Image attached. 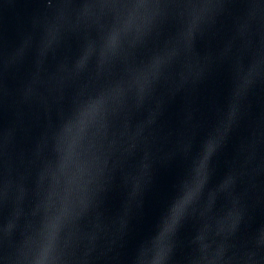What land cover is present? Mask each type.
Masks as SVG:
<instances>
[{
    "label": "clouds",
    "instance_id": "clouds-1",
    "mask_svg": "<svg viewBox=\"0 0 264 264\" xmlns=\"http://www.w3.org/2000/svg\"><path fill=\"white\" fill-rule=\"evenodd\" d=\"M209 40L216 49L202 53ZM29 53L13 102L38 131L18 150L21 129L0 130V264H264V220L249 211L264 200V107L253 113L250 103L264 92V0H45L0 62L16 66ZM223 65L227 93L212 119L193 122L187 110L165 131L167 100L190 96ZM177 156L169 197L127 250L156 166Z\"/></svg>",
    "mask_w": 264,
    "mask_h": 264
},
{
    "label": "water",
    "instance_id": "water-1",
    "mask_svg": "<svg viewBox=\"0 0 264 264\" xmlns=\"http://www.w3.org/2000/svg\"><path fill=\"white\" fill-rule=\"evenodd\" d=\"M45 0H0V58L10 53L19 42L21 35L29 28L31 18L34 13L39 11ZM217 40H209L198 47L203 53L209 47L216 49ZM31 53L25 58L22 64L5 68L0 62V130L16 124L21 130L17 135V149L26 147L27 135L38 131L37 117L24 108H18L13 100L16 91L24 78L31 70ZM52 61H49V67ZM228 73L226 65L221 66L216 72L210 75L197 90L190 96L183 91L169 98L165 104V114L163 122L164 130H175L180 126L181 121L187 115V110L192 111L193 122L199 121L202 125L210 121L213 116V106L222 105L227 93ZM251 110L253 113L264 107V92L250 97ZM43 119L42 114L39 117ZM31 125L30 131L26 134L22 129ZM204 132L203 127L196 129L193 150L198 146L199 140ZM242 127L230 134L229 141L222 149L220 155L215 159V175L210 181V186L215 184L219 177L227 170V164L231 160L239 139L245 135ZM183 169V160L177 156L168 163L158 164L153 174V180L146 190L142 206L136 210L129 224V234L126 238L125 248L131 250L137 239L143 235L152 225L156 216L166 199L169 197L172 186L177 175ZM258 186L264 194V175L257 177ZM121 200L119 189L110 194L106 202L109 213L115 211ZM249 211L255 221L264 220V200L257 203L255 199L250 201ZM190 231V226L186 227L183 234Z\"/></svg>",
    "mask_w": 264,
    "mask_h": 264
}]
</instances>
